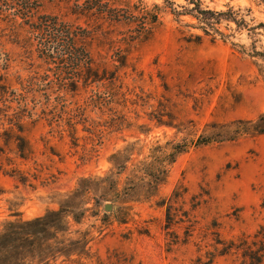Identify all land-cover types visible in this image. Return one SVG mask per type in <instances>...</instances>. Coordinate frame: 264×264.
<instances>
[{
  "label": "rangeland",
  "instance_id": "obj_1",
  "mask_svg": "<svg viewBox=\"0 0 264 264\" xmlns=\"http://www.w3.org/2000/svg\"><path fill=\"white\" fill-rule=\"evenodd\" d=\"M139 1L160 8L151 39L92 48L97 62L101 54L114 63L118 50L127 60L104 105L95 100L107 82L62 91L55 67L44 66L35 47L24 43L28 27L0 17V228L51 211L69 215L65 225L49 224L44 236L55 234L51 242L71 254L34 264H189L197 253L194 243L182 244L183 211L208 232V241L214 229H205L214 221L225 239L264 226V134L196 144L207 125L264 113V0H200L203 9L224 14L211 35L195 19L173 16L163 0H117L115 6ZM171 1L173 8L185 6ZM66 12L48 3L39 10ZM134 29L117 25L118 38ZM30 80L34 86L25 87ZM176 146L188 148L174 155ZM124 150L120 170L111 156ZM162 165L166 180L152 191L142 181ZM173 192L183 198L167 228L161 202ZM76 240L86 244L80 248ZM170 240L178 242L171 249ZM239 263L227 255L212 264Z\"/></svg>",
  "mask_w": 264,
  "mask_h": 264
},
{
  "label": "trees",
  "instance_id": "obj_2",
  "mask_svg": "<svg viewBox=\"0 0 264 264\" xmlns=\"http://www.w3.org/2000/svg\"><path fill=\"white\" fill-rule=\"evenodd\" d=\"M169 5L171 14L177 18L189 16L195 19L205 35H211L213 31L218 34L215 25L220 22L223 13L213 12L202 8L200 0H184L185 6H176L171 0H163ZM117 0H0V17L11 23H19L27 26L30 37L24 43L30 48L35 47L37 58L44 66L53 65L57 71V81L62 91L76 90L79 84L84 89L93 84L107 82L100 88L103 93L97 95L95 101L99 105L108 103L113 96L115 85L118 82V71L126 66V56L118 52L117 60L109 64L106 57L99 54L97 62L92 53L93 46L98 48L106 45L117 46L121 43L134 41H146L154 35L156 27L160 24L158 6L148 8L141 1L129 8L115 6ZM44 3L62 5L66 9L65 14H40L39 10ZM179 8V10H178ZM230 18H234L230 12ZM69 17H73L70 19ZM83 20L85 26L78 22ZM235 23L238 25L236 19ZM20 21V22H19ZM134 25V34L118 38L117 25ZM199 39V36H196ZM119 46H118V44ZM109 67H112L110 69ZM66 76V77H65ZM32 81H28L25 87H33ZM66 88V90H65ZM61 91H59L60 93ZM109 98V99H108ZM108 99V100H107ZM264 134V113L255 120H235L227 123H216L207 125L203 134L198 137L197 145L206 146L224 141H234L242 136H253ZM17 151L20 158L25 157L26 147L20 140ZM187 146H176L175 154H181L187 150ZM123 152H117L111 156V162L115 168H125L120 159L125 157ZM169 156V155H168ZM173 156V155H172ZM174 157L167 159L172 163ZM111 175H113L111 173ZM112 176H107L106 179ZM167 171L164 165L160 166L157 174L151 179L142 181L150 190L157 191L158 187L166 180ZM21 178V177H20ZM110 187H115V180L110 181ZM183 198V192H173L169 197L162 200L165 208L166 227L170 228L177 218L175 204ZM67 213L64 211H51L43 217L30 221L17 219L6 221L0 228V264H34L43 258L46 261L57 253L70 255L67 245L61 246L51 242L44 234L49 233V224H67ZM54 217V221L53 218ZM185 228V238L182 244L191 242L196 246L197 255L190 259L189 264H212L221 256L233 255L239 264H264V226H260L251 234H242L236 239L222 238L220 225L215 221L211 228L214 235L209 241L207 233L197 228L198 223L193 220L189 211H183L179 219ZM55 233V232H54ZM177 240L167 242L169 249L177 244ZM80 248L86 242L76 240ZM82 251L77 254L80 256ZM103 264V263H99ZM125 264V262L123 263Z\"/></svg>",
  "mask_w": 264,
  "mask_h": 264
}]
</instances>
